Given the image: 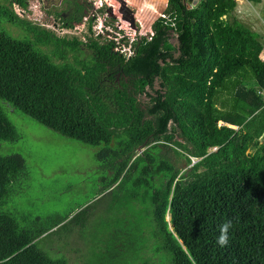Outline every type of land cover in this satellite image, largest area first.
<instances>
[{
  "label": "trees",
  "instance_id": "16d2710c",
  "mask_svg": "<svg viewBox=\"0 0 264 264\" xmlns=\"http://www.w3.org/2000/svg\"><path fill=\"white\" fill-rule=\"evenodd\" d=\"M64 1L75 11L61 20L68 30L87 7ZM197 1L168 0L153 35L119 39L127 56L114 39L93 36L95 18L84 42L20 18L12 5L25 0H0V103L92 147L112 171L105 190L131 185L133 200L147 202L142 223L157 241L154 257L166 253L161 264H264L262 36L237 17L236 0ZM18 139L0 107V140ZM163 150L183 157L185 169ZM25 167L21 153L0 154V264H66L38 246L66 217L21 228L10 208ZM229 220L221 247L219 225Z\"/></svg>",
  "mask_w": 264,
  "mask_h": 264
},
{
  "label": "rangeland",
  "instance_id": "374dc122",
  "mask_svg": "<svg viewBox=\"0 0 264 264\" xmlns=\"http://www.w3.org/2000/svg\"><path fill=\"white\" fill-rule=\"evenodd\" d=\"M75 1H82L88 10L84 11L82 24L68 30L62 29L61 21L54 17L56 13L71 10L72 5L68 6L64 0L47 3L25 0V8L17 3L12 8L32 25L57 36H73L87 42V35H92L88 20L93 16H98L93 27L94 37L103 35L101 40L104 41L107 27L109 33H119L118 40L123 37L131 40L151 33L152 24L164 13L168 3V0ZM243 5L241 12L235 14L251 29L261 32L263 26L258 16L264 13V0L258 5L250 2ZM131 18L134 24L130 22ZM4 26L15 37L27 35L24 27ZM173 43L178 40L174 39ZM49 48L42 47L46 53ZM68 60L73 61L71 56ZM144 100L141 98L142 102ZM0 107L15 126L19 138L16 141L0 140V145L4 146L0 148V154L21 153L26 160V167L14 181L8 197L21 228L39 230L48 226L50 219L57 221L66 217L39 240V248L50 258L63 260L66 264H141L150 256L155 260L148 264L165 261L166 253L160 252L154 257L151 251L157 241L145 229L146 223H142L147 202L141 198L133 200V187L129 184L105 190L104 177H110L112 171L101 163L92 147L49 130L5 103H0ZM163 151L171 161L182 160L179 166L185 169L183 157L171 150ZM192 160L193 163L198 161Z\"/></svg>",
  "mask_w": 264,
  "mask_h": 264
},
{
  "label": "built area",
  "instance_id": "2783aa9c",
  "mask_svg": "<svg viewBox=\"0 0 264 264\" xmlns=\"http://www.w3.org/2000/svg\"><path fill=\"white\" fill-rule=\"evenodd\" d=\"M236 2H237V7H236V10H235V12H241L240 11V8H243V4H245V3H249V1L248 0H236ZM251 3V2H250ZM250 6V5H249ZM161 16L160 17H165V15H164V13H162V14H160ZM261 16H258V19L260 20V22H261V24H262V26H263V30L260 32L261 33V36H262V46H263V48H262V52H261V55H260V57H261V59H264V13H262V14H260ZM105 30L106 31H108V29H107V27L105 28ZM111 32H112V30H111ZM109 33V32H108ZM107 35V37L109 38V39H114L115 40V42H116V44H119L120 46H117V48H116V51H119V52H121V53H125L127 56H129V55H131V50H130V48H128V47H126V46H123V44L122 43H120V40H118L117 39V35H119V33H113V35L114 36H111V33H109V34H106ZM148 35H153V31L151 30V33L149 32L148 33ZM148 35H144V36H148ZM116 37V38H115ZM135 38H137V37H135ZM135 38H132L131 40H130V38H129V42H132ZM122 39V38H121ZM257 94H258V96L261 98V100H262V103H263V109H264V85H262V86H259L258 88H257Z\"/></svg>",
  "mask_w": 264,
  "mask_h": 264
},
{
  "label": "clouds",
  "instance_id": "9594fccd",
  "mask_svg": "<svg viewBox=\"0 0 264 264\" xmlns=\"http://www.w3.org/2000/svg\"><path fill=\"white\" fill-rule=\"evenodd\" d=\"M152 29V28H151ZM232 228V222L225 221L221 225H219V235L217 237L216 243L221 246L225 247L228 245L229 242V230Z\"/></svg>",
  "mask_w": 264,
  "mask_h": 264
},
{
  "label": "flooded vegetation",
  "instance_id": "af4514ba",
  "mask_svg": "<svg viewBox=\"0 0 264 264\" xmlns=\"http://www.w3.org/2000/svg\"><path fill=\"white\" fill-rule=\"evenodd\" d=\"M43 1V3H47V1H49V0H42ZM88 4V3H87ZM87 7V6H86ZM101 9V8H100ZM72 10V11H71ZM71 10H67V11H65V12H61L60 14H55V19L56 20H62L63 18H67L69 15H72L73 14V7L71 6ZM87 10H88V7H87ZM86 10V11H87ZM71 11V12H70ZM98 17V16H97ZM97 17L96 16H93V17H91V18H95V20H94V23L96 22V20H97ZM90 18V19H91ZM89 19V20H90ZM89 20H88V23H89ZM82 22H83V19H82V21L81 22H74V21H72V23H73V26L75 27V26H77V25H80V24H82ZM66 30V29H65Z\"/></svg>",
  "mask_w": 264,
  "mask_h": 264
},
{
  "label": "water",
  "instance_id": "95a60500",
  "mask_svg": "<svg viewBox=\"0 0 264 264\" xmlns=\"http://www.w3.org/2000/svg\"><path fill=\"white\" fill-rule=\"evenodd\" d=\"M188 2H189V4H191V3L194 2V3H193L194 5H197V3H198L197 0H188ZM124 13H125V12H124ZM130 22H131L132 24H134V20H133V18H131ZM232 128L237 129V127H232Z\"/></svg>",
  "mask_w": 264,
  "mask_h": 264
}]
</instances>
